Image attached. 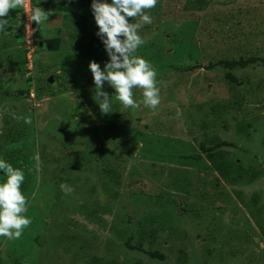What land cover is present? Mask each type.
I'll use <instances>...</instances> for the list:
<instances>
[{"label": "rangeland", "instance_id": "1", "mask_svg": "<svg viewBox=\"0 0 264 264\" xmlns=\"http://www.w3.org/2000/svg\"><path fill=\"white\" fill-rule=\"evenodd\" d=\"M35 6L52 15L30 60L17 11L0 31V158L24 170L32 220L0 236V264H264V0H158L137 55L160 104L110 114L89 0Z\"/></svg>", "mask_w": 264, "mask_h": 264}, {"label": "clouds", "instance_id": "2", "mask_svg": "<svg viewBox=\"0 0 264 264\" xmlns=\"http://www.w3.org/2000/svg\"><path fill=\"white\" fill-rule=\"evenodd\" d=\"M158 0H92L91 9L99 29L97 36L101 39L109 60L102 68L95 60L90 61L89 68L93 74L95 92L93 99L99 104L102 114L113 112V100H118L125 108L139 109L141 105L153 111L160 104V84L158 70L144 57L137 55L146 40L140 35L145 24H151L153 18L150 10L156 7ZM25 6V0H0V31H4L10 21V10ZM52 12L41 8L34 10L30 21L41 24ZM107 83L115 89V94L104 90ZM143 90V99H134L135 89ZM31 123V118L25 119ZM39 158L37 157V160ZM0 172L6 179L0 183V236L19 239L26 227L32 223L26 215L28 198L22 192L25 180L24 170L14 167L0 158ZM60 188L66 194L71 189L66 184ZM22 213L24 215H22Z\"/></svg>", "mask_w": 264, "mask_h": 264}, {"label": "built area", "instance_id": "3", "mask_svg": "<svg viewBox=\"0 0 264 264\" xmlns=\"http://www.w3.org/2000/svg\"><path fill=\"white\" fill-rule=\"evenodd\" d=\"M37 0H25V6L23 7H18V11L21 14V18L23 17L25 20L24 24H23V29H22V33L25 37V44L26 47L25 49L27 50L26 55L27 58H29L32 54V52L34 51L33 46H34V28H33V21L29 20V16L32 15V13L34 12L36 6ZM29 50H28V49ZM32 57H30L28 60H30ZM32 63V61H31Z\"/></svg>", "mask_w": 264, "mask_h": 264}, {"label": "trees", "instance_id": "4", "mask_svg": "<svg viewBox=\"0 0 264 264\" xmlns=\"http://www.w3.org/2000/svg\"><path fill=\"white\" fill-rule=\"evenodd\" d=\"M89 4H90V7H91L92 0H89ZM14 10L17 11V16L13 17V19H14V21H17V20L19 21L20 18H21V14L19 13L18 8L14 9ZM63 10L69 11V8L68 7H64ZM75 13L76 14H80V15H84V13L77 12V11ZM90 14L91 15L93 14L92 9H90ZM258 59H260V58H258V57H248L246 59H234L232 61H228L225 64V66L228 67V68H232V67H234L236 65H239V66L243 67V66H246L248 63H252V62L257 61Z\"/></svg>", "mask_w": 264, "mask_h": 264}]
</instances>
